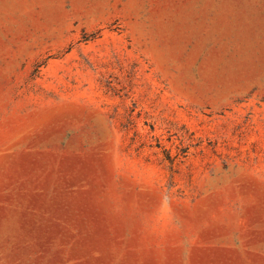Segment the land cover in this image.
Instances as JSON below:
<instances>
[{"label":"rangeland","instance_id":"obj_1","mask_svg":"<svg viewBox=\"0 0 264 264\" xmlns=\"http://www.w3.org/2000/svg\"><path fill=\"white\" fill-rule=\"evenodd\" d=\"M0 264H264V0H0Z\"/></svg>","mask_w":264,"mask_h":264}]
</instances>
